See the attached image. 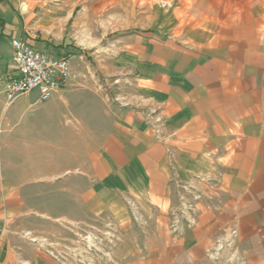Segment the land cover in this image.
Listing matches in <instances>:
<instances>
[{"label":"crops","instance_id":"1","mask_svg":"<svg viewBox=\"0 0 264 264\" xmlns=\"http://www.w3.org/2000/svg\"><path fill=\"white\" fill-rule=\"evenodd\" d=\"M147 1L106 85L0 81V264H69L54 234L87 215L144 218L126 264H264V2ZM76 8L0 0V78L12 38L76 61Z\"/></svg>","mask_w":264,"mask_h":264},{"label":"rangeland","instance_id":"2","mask_svg":"<svg viewBox=\"0 0 264 264\" xmlns=\"http://www.w3.org/2000/svg\"><path fill=\"white\" fill-rule=\"evenodd\" d=\"M146 1L45 0L46 5L58 4L61 12L66 11L68 7L69 9L77 7V13L71 14L69 18L71 33H79L77 29L84 22V31L80 33L82 38L71 39L72 48L60 46L61 49L73 51L77 55L76 61L74 58L71 59L73 65L71 79L84 82L94 89L110 82L112 77L107 71L113 68V60L116 56L112 53L111 57L109 53L112 49L116 50L122 46L121 35L124 31H129L133 23L143 20V17L149 14L148 7H145L149 2ZM164 6L165 3L161 1V8ZM182 10L185 12L181 15L189 18L190 13L187 11L190 9ZM152 219L153 217L150 218L151 222H153ZM258 220L260 224L261 217H258ZM140 224H147L144 218L133 217L131 221L121 226L109 215H103V217L87 215L85 224L80 228L74 227L72 230L73 225H70L65 232L55 233L52 248L58 255L68 258L69 264H126L128 258H131L130 252L136 251V249L129 248V243L135 237L142 240L146 235ZM231 234L228 238L230 245L234 243V238L238 233L233 230Z\"/></svg>","mask_w":264,"mask_h":264},{"label":"built area","instance_id":"3","mask_svg":"<svg viewBox=\"0 0 264 264\" xmlns=\"http://www.w3.org/2000/svg\"><path fill=\"white\" fill-rule=\"evenodd\" d=\"M11 45L14 66L0 78L9 103L35 89L47 100L66 85L73 72L70 57L35 48L23 38H12Z\"/></svg>","mask_w":264,"mask_h":264},{"label":"trees","instance_id":"4","mask_svg":"<svg viewBox=\"0 0 264 264\" xmlns=\"http://www.w3.org/2000/svg\"><path fill=\"white\" fill-rule=\"evenodd\" d=\"M70 55H71V52H68V53H66V56H68V57H69Z\"/></svg>","mask_w":264,"mask_h":264}]
</instances>
